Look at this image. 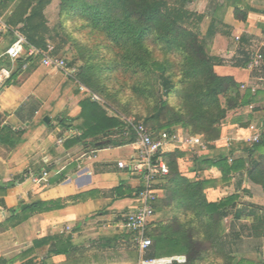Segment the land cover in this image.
I'll return each instance as SVG.
<instances>
[{
    "label": "crops",
    "instance_id": "0c3cea01",
    "mask_svg": "<svg viewBox=\"0 0 264 264\" xmlns=\"http://www.w3.org/2000/svg\"><path fill=\"white\" fill-rule=\"evenodd\" d=\"M191 2L192 11L204 16L200 26L203 36L211 23L215 24L217 33L210 54L222 59V66L216 70L236 80L242 99L228 113L221 137L211 149L200 151L176 144L165 150L183 154L178 166L184 177L218 180L215 186L205 189L210 202L232 195L239 196V201L252 195L264 198L261 187L246 178L249 160L244 152V146L250 145L249 126L264 124V61L253 71L247 68L258 52L264 56V0ZM58 8L59 4L53 2L46 10L47 18L51 9L58 14ZM10 41L7 34L0 36V59ZM62 52L57 56L62 57ZM58 72L53 70L44 80L34 60L0 91V202L4 203L0 205V264L78 263L81 258L83 264H131L130 258H137L138 253L121 225L137 206L130 191L140 188L142 181L119 169L118 162L129 161L136 148H89L90 141H82L77 128L80 106L75 109L79 113L67 114L68 123L56 122L49 111L52 100L45 96L44 88L58 78ZM70 100L73 106L80 104L78 98ZM46 117L49 123H45ZM189 153L195 157L190 159ZM85 155L94 157L88 159ZM220 156L244 162L241 170L227 175L228 183L221 181L223 173L218 168L203 163ZM35 178L40 181L35 183ZM9 182L15 185L7 187ZM119 186L124 187L123 198H116L113 192ZM160 186L158 198L164 197ZM59 201L65 204L62 208L29 215L16 227L8 222L23 204ZM69 244L74 249L69 257L53 254L56 247L68 249Z\"/></svg>",
    "mask_w": 264,
    "mask_h": 264
},
{
    "label": "trees",
    "instance_id": "16d2710c",
    "mask_svg": "<svg viewBox=\"0 0 264 264\" xmlns=\"http://www.w3.org/2000/svg\"><path fill=\"white\" fill-rule=\"evenodd\" d=\"M51 3L52 0H0V18L10 29L6 33L11 37L7 47L16 40L14 32L23 35L28 42L25 54L5 85L11 83L24 65L35 60L29 55L31 47L41 52L47 50L52 33L59 35L58 29L64 27L63 18L69 22L78 21L81 30L104 37L109 54L114 56L108 68L135 81L129 87L132 94L155 104L153 115L143 122L155 137L182 129L190 136H201L207 149L214 147L221 137L224 120L239 106L242 96L233 77L217 72L216 68L222 66L223 61L210 54V44L217 33L215 24L211 23L203 36L200 26L204 16L187 7L191 0H62L59 26L54 27L55 30H51L46 16ZM67 43L62 40V45ZM60 52L61 46H57L53 55ZM158 52L166 55L163 60L157 58ZM9 65L7 57L0 59V67ZM87 75L82 73L80 79L92 88ZM86 95L88 98L81 101V113L77 118L81 120L77 126L81 131L80 139L85 143L90 141L91 147L96 149L132 145L135 136L132 133L125 135V124L108 117L91 100L92 95ZM173 95L179 98L180 104L174 109L173 121L161 125V116L169 109ZM148 122H153L154 126L150 127ZM244 152L249 160L245 168L246 178L260 186L264 194V140L245 145ZM182 155L179 150L162 154L169 175L159 185L164 197L155 202V218L158 213L166 212L170 219L164 223L154 218L149 225L146 234L151 238L152 246L146 258H159L155 256L158 252H166L171 254L169 256H186L185 264H256L257 261L237 259L239 252L235 244L241 234L230 232L233 239H228L223 222L231 215L234 222L248 220L253 237L261 239L264 238V216L247 213L236 195L210 202L205 189L215 186L218 180L184 177L178 166V158ZM203 163L218 168L223 173V183L229 182L228 174L238 172L244 166L242 160L221 156ZM14 185L13 182L7 183V187ZM123 188L114 189L116 198L124 197ZM141 190L142 185L130 191V196L136 198ZM0 205L4 206V203L0 202ZM64 205L62 201L23 204L8 222L16 227L29 215L49 212ZM128 237L131 240L129 234ZM68 247L61 249L58 246L53 254L69 257L74 249L70 244Z\"/></svg>",
    "mask_w": 264,
    "mask_h": 264
},
{
    "label": "rangeland",
    "instance_id": "374dc122",
    "mask_svg": "<svg viewBox=\"0 0 264 264\" xmlns=\"http://www.w3.org/2000/svg\"><path fill=\"white\" fill-rule=\"evenodd\" d=\"M61 1L62 0H52V3L56 2L60 5ZM187 7L192 11V9H194L193 2L189 3ZM55 11L56 10L51 9L48 13V21L51 30H55L54 27L59 26V8L58 14ZM63 23L65 24L64 27L62 26L58 29L59 35L55 32L52 33V37L49 39L48 44L54 48L61 46V51H63L62 58L66 61L68 68L73 71L75 78H67L62 72H58V78H56L54 82H51V84H47L44 88V92L46 93L45 96L52 100L50 104L51 110L49 111L56 122L66 121L67 114L72 111L74 112L78 106H81L77 102L74 106L70 104V98H78L80 103L88 98L86 93L83 94V92L80 91V85L86 87L92 94L99 98V100H96L92 96L91 100L96 103L99 109L103 110L108 117L116 118L124 123L122 118L144 122L146 118L152 116L155 110V104L151 101L141 100L135 97L129 89L135 81L123 74L115 71L113 72L108 68L114 56L109 54L104 37L99 34H90L88 30H81L79 28L81 23L78 21L69 22L66 18H63ZM62 40L68 41V43L62 45ZM164 56L166 55L162 52L157 53V58L160 60H163ZM34 59L38 69L43 73L44 80H46L45 78L49 76L53 69L46 68L43 65L41 56H35ZM82 73H88L87 79H89L93 85L92 88H89L82 82L80 79ZM56 85L61 87V89H57ZM179 104V98L173 95L169 100V109L161 116V125H166L173 121L174 109L178 107ZM79 112L80 111L76 113ZM61 117L63 120H61ZM78 121H80L79 124H81V120ZM66 123H68V121H66ZM148 125L150 127L154 126L153 122H148ZM182 132H184V130H182ZM185 134L189 135L187 132H185ZM194 137L203 140L201 136L195 135ZM124 150L128 149H122L120 151ZM188 157L193 159L195 156L189 153ZM240 189L242 191V187ZM229 191L232 192L233 190L231 189ZM259 197L262 199L260 200ZM259 197L258 195H252L250 199L245 198L241 200V207L244 208L247 213L264 216V198L262 196ZM169 219L170 217L166 212L158 213L155 218V220H163L164 223H168ZM98 221L106 222L104 220ZM82 222L83 221H81V223ZM223 224L227 229L225 230L226 234L229 235V233L233 231H237L241 234V238L237 239V243L235 244L239 252L237 254L238 260L245 259L257 261L256 264H262L261 262H264V238L258 239L253 237L252 230H250V221L241 220L234 222L233 215H231L224 220ZM123 234L128 235L126 232ZM228 239L232 240L233 238L229 235ZM169 255L171 254L158 252L155 256L161 258L162 256ZM138 257L139 255L137 258ZM137 258L133 255V257L130 258L131 264L137 263ZM82 261L83 259L81 258L78 263L66 262L62 264H83Z\"/></svg>",
    "mask_w": 264,
    "mask_h": 264
},
{
    "label": "built area",
    "instance_id": "2783aa9c",
    "mask_svg": "<svg viewBox=\"0 0 264 264\" xmlns=\"http://www.w3.org/2000/svg\"><path fill=\"white\" fill-rule=\"evenodd\" d=\"M10 31L9 27L0 18V36ZM16 40L7 47L2 57H7L10 65L0 67V91L5 86L6 82L11 78L13 72L17 68L18 61L25 54V47L28 45L26 38L18 32H14ZM55 48L48 44L47 50L41 52L33 47L29 50L30 56H41L43 65L46 68L62 72L67 78H75L72 70L67 66L66 61L59 56H54ZM264 61V56L258 52L248 63V70H255L260 67ZM28 64L24 65L27 69ZM83 93L93 96L94 99L99 100L97 96L92 94L86 87L79 86ZM245 90L246 87L242 86ZM255 92V90H252ZM125 124V135L132 133L135 136V141L132 144L136 148V153L129 161H119L118 168L127 171L133 176L140 177L142 181V190L135 198L137 206L129 213L123 221L121 228L126 234L131 236V241L135 246L139 255L136 264H185L187 258L184 255L167 256L159 258H146L149 249L152 246V240L147 236V229L153 219L155 218V202L158 200L157 186L169 175V167L165 163L162 154L166 152V148L176 145L184 144L192 148L206 151V143L187 134L179 132H163L155 137L150 132L143 122L134 119H123ZM250 137L248 142L250 144H257L264 140V124L249 126ZM88 159L94 155H85ZM230 161H232L230 159ZM47 176V173L44 174ZM40 179L35 178L34 182L38 183Z\"/></svg>",
    "mask_w": 264,
    "mask_h": 264
},
{
    "label": "water",
    "instance_id": "95a60500",
    "mask_svg": "<svg viewBox=\"0 0 264 264\" xmlns=\"http://www.w3.org/2000/svg\"><path fill=\"white\" fill-rule=\"evenodd\" d=\"M44 121H45V123H49V122H50V119H49L48 117H46V118L44 119Z\"/></svg>",
    "mask_w": 264,
    "mask_h": 264
}]
</instances>
